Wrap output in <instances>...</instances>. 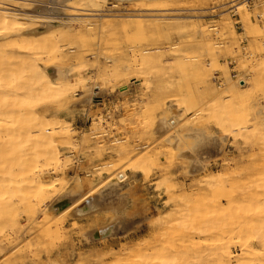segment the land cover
<instances>
[{
    "label": "rangeland",
    "instance_id": "obj_1",
    "mask_svg": "<svg viewBox=\"0 0 264 264\" xmlns=\"http://www.w3.org/2000/svg\"><path fill=\"white\" fill-rule=\"evenodd\" d=\"M31 1L34 6H28L26 0H21L20 5L12 7L29 16L26 12L35 11L39 4ZM99 1L102 5L107 3L106 0ZM204 1L203 5H199L195 0H171V6L183 16L181 18H136L141 23L149 24L143 36L131 24L128 27L118 26L103 34L102 28L98 29L97 25L100 19H92L91 26H86L73 14L74 10L64 8L74 21L72 26L66 24L63 29L70 34H86L89 37V41L80 43L84 53L81 57L69 55L65 63L58 58L53 64L58 73L56 78L61 79L59 69H63V65L68 71L63 76L68 78L70 87L66 102L56 94L49 95L39 82L33 86L24 70H15L17 65L12 64L15 41L11 38L5 40L6 64L11 69L8 78L0 80L3 83L0 84V105L6 103L13 109L22 107L25 112L35 107L40 112L44 108H52L72 127L71 133L64 140H59L61 161L48 158L47 140L45 143L42 136L40 140L36 139L35 132H32V136L26 133L27 147L36 152H23L26 163L47 180L56 175L68 180L65 191L55 199L71 193L82 195L92 188H98L101 197L112 202V205L85 217L71 215L49 220L38 216L31 219L26 208L19 206L20 199L16 198L14 204L9 206V214H3L4 210H0V264H88L84 256L101 251L108 256L107 264H149L155 255L164 252L166 246L171 247L170 238L161 234L164 219L170 214L169 208L163 206L164 202L186 206L193 200L199 206V215L218 216L210 203L220 194L224 195L225 188L232 189L235 198L244 204V207L232 210L233 217L240 213L250 218L264 217V91L257 97L261 104L254 109L248 107V101H223L232 111L243 109L236 116L237 122L248 121L238 125L248 124L251 132L243 131V134L235 136L237 131L229 133L219 127L221 120L218 115L222 111H215L217 118L208 114L213 112L211 108L216 107L214 104L226 86L227 70L233 79L245 77L251 80L259 76L262 69L264 79V0ZM236 2H245L248 6L253 18L252 25L242 18L236 9ZM142 3L121 4L123 10L116 12L129 14L133 12L130 8L139 7ZM158 3L165 4L166 0ZM231 16L238 20L239 27H232ZM23 21L22 28L26 29L30 24L29 19ZM233 31L237 32L239 51L216 47V52L212 54L202 43L203 33H210L218 44L229 40L234 35ZM71 46L68 44L67 47ZM157 48L171 53L166 61L155 63L151 69H119L123 57L117 56L118 50L128 51L132 59L140 62L139 53L142 50ZM237 64L235 72L234 66ZM42 65L51 66L47 60L42 61ZM217 71L220 75L223 72L222 77L217 76ZM189 74L197 82H190ZM98 84L107 88L103 98L97 96L100 89ZM124 84L130 86L126 92L121 90ZM196 84L202 89L214 86L216 90L212 95H198ZM78 88L84 92L76 96ZM87 94L93 97L83 99ZM152 94L157 95L155 113L149 111L151 114L144 118L140 109L146 107ZM3 96L6 97L5 101L2 100ZM187 97L189 101L185 100ZM178 107L182 110L181 124L177 129L170 124L173 133L165 136L166 143L174 152V160L172 156L165 158L169 152L162 151V162L144 165L141 177L134 183L120 182V172L129 171L128 168L136 162V154L141 150L138 147L148 145L143 150L151 148L158 141V136H162L156 129L166 125L175 116ZM199 109L202 112L196 114ZM28 115L26 113L23 121L26 130H31V127L36 130L45 124L40 117L35 119ZM50 126L44 125L48 132ZM240 128L239 131H242ZM102 132L107 134L102 135ZM114 140L117 143L129 141L130 146L135 147V152L128 156L127 161H119ZM251 151L255 157L250 155ZM11 160L18 161L16 156ZM194 161L198 167L194 173L191 169V177L187 178V166ZM114 166L117 169L112 171L113 179L107 181L110 177L107 170ZM225 169L229 174L219 185L204 182L201 187L195 186L183 193L162 179L166 172L174 171L180 181L186 182L189 187L193 181L215 172H224ZM257 169L261 172L259 175ZM15 173H18L17 168ZM89 178L92 180L89 181ZM219 188L223 191L218 192ZM124 198L120 206L119 202ZM137 214L138 220L130 221ZM228 215L227 209L219 215L223 226L227 225ZM112 221L117 222V228L111 235L101 239L91 237L94 228ZM136 222L139 226H136ZM119 233L122 236L119 237ZM219 236V233L210 235L206 246L208 251L214 250ZM129 241L134 244L128 251L118 257L112 256V250H120ZM236 250L239 252V249Z\"/></svg>",
    "mask_w": 264,
    "mask_h": 264
},
{
    "label": "bare ground",
    "instance_id": "obj_2",
    "mask_svg": "<svg viewBox=\"0 0 264 264\" xmlns=\"http://www.w3.org/2000/svg\"><path fill=\"white\" fill-rule=\"evenodd\" d=\"M21 0H0V80L8 78L9 68L7 66L8 60L6 59L5 40L11 38L15 41L16 50L12 52L13 62L15 70L24 73H28V78L31 80V84L39 82L42 85V89L47 91L49 95L56 94L60 99H68L70 87L68 78L64 77L68 71L63 65V69L60 68L61 79L56 78V67L53 66L56 59L60 58L64 63L68 60L69 55H77L81 57L82 52L81 42L89 41V37L86 34H70L63 29V26L70 24L72 26L74 19L64 10L69 8L74 10L73 14L80 18V22H84V25L91 26L92 19H100V23H97L98 29L102 28L103 34H108L107 31H112L118 26L128 27L129 24L137 28V33L143 36L148 31V23L135 20L138 17H155L156 19H171L181 18L180 14H177V10L171 6V0H166L165 4H160L161 0H106L107 3L101 4L99 0H34L39 3L36 6L35 11H27L29 16H24L18 12L13 5H20ZM28 6H34L32 1L26 0ZM141 1V6L136 8H130L133 11L129 14L117 13L122 11L121 4H131L132 2ZM197 4L203 5L204 0H195ZM25 3V2H24ZM236 9L240 12L241 16L249 24H253V18L251 12L246 6L245 2H236ZM13 6V7H12ZM110 7H114L110 8ZM106 10V13L101 11ZM117 11V12H116ZM138 11H146L150 14H140ZM29 19V26L24 29L22 25L25 23L23 20ZM122 19V21L120 20ZM98 22V20H97ZM232 37L225 42L215 43L210 33H203L202 43L212 54L215 53L216 47L226 50H238L237 32L233 31ZM68 44L73 46L67 47ZM70 50V51H69ZM73 52L72 54H69ZM128 51L118 50V57H123L121 63H119V69L123 71L132 70L135 67L150 68L155 63H161L167 60V56H170L169 51H163L160 48L151 50H142L139 53V61L132 59ZM17 53V54H16ZM47 60L49 65H42V61ZM263 67V66H262ZM190 70V68H189ZM227 83L220 92L217 103H215L211 110L213 117H218L221 122H218L220 128L225 131L236 132L235 136L243 134V131L249 132L248 124L246 121L237 122L238 117L242 113L240 111H232L229 109L228 103H223L224 100H238L247 102L250 109H254L260 103L258 95L263 94L264 91V79L263 70L259 71V76H255L251 80L245 77L233 79L227 70ZM190 82H197L192 74H189ZM224 80V79H223ZM3 85V83L0 82ZM5 87L7 85L5 84ZM99 94L98 97L103 98L107 92L106 86L98 84ZM130 86L124 84L121 86L123 92L128 91ZM196 90L198 95L206 94L212 95L215 92L214 86H207L202 89L200 85L196 84ZM84 91L78 88L75 91V95L79 96ZM6 94V93H4ZM152 96V97H151ZM93 95L87 94L83 99L90 100ZM2 100L5 101L6 97L3 96ZM157 95L152 94L149 96L146 102V107L141 108V115L145 118L151 114L149 111H154L156 105ZM189 101V97L185 99ZM16 108V107H15ZM13 107L0 105V210H4L3 214H9V206L14 204L16 198L20 199L19 206L26 208L28 215L31 219H35L38 216H44V218L64 219L68 216L85 217L94 215L107 206L112 205V202H107L102 198L100 193L97 192L98 188H92L82 195L71 193L60 198H56L58 195L65 191L68 185V180L61 176L56 175L53 179L47 180L44 177L36 174L33 167L26 163V158L23 152L32 149L27 147V135L32 136V132H35L36 139L40 140L41 136L48 143L46 149L50 153L48 158L61 161L62 147L59 140H64L65 136H68L72 127L66 123L64 119L57 112L54 113L52 108H44L40 112L36 107L26 111L22 107ZM17 110V111H16ZM57 110V109H55ZM216 110H220L221 115L216 116ZM40 112V114H39ZM200 109L196 114H200ZM26 113H29V118L42 119V123L51 125L45 128L44 125L38 129L26 130L23 124ZM17 114V118L15 117ZM33 116H32V115ZM56 114V115H54ZM182 114L181 107L175 109V116L171 119H167L168 122L157 128L156 131L162 133V136L157 142L153 143L152 147L143 150L138 147L140 153L136 162L129 167L127 172H120V182L134 183L142 175V167L150 163L162 162V151L169 152L165 158L172 156L175 158L174 152L169 148L165 141V136L172 134V129H177L180 124V116ZM195 114L192 116L194 117ZM247 115V114H245ZM191 116V117H192ZM236 125V127H234ZM238 125V126H237ZM241 127V128H240ZM240 130L242 131H239ZM25 129V130H24ZM231 131V132H230ZM252 129L250 130V132ZM107 134L106 132H102ZM54 135H60V137H54ZM101 136V134H100ZM164 137V138H163ZM42 141V142H44ZM113 144L117 146L119 161H127L128 156L135 152V147L130 146L129 141H123L117 143L116 140ZM35 153L36 152H32ZM73 152H70L73 155ZM28 155V154H27ZM254 156L253 151L250 153ZM16 156L18 161L14 162L11 157ZM168 160V159H167ZM258 166V165H256ZM189 167V168H188ZM198 165L196 162H192L187 166L186 177H191L190 171H196ZM15 168L18 169V173H15ZM117 169V166L109 168L107 173L109 178L107 181L113 179V170ZM258 175L261 173L257 169ZM229 171L227 169L224 172H215L209 177L199 178L193 181L188 187L186 182H182L179 176L173 171L171 173L166 172L162 175V179L167 181L170 185L175 186L178 192H186L189 188L194 189L195 186L201 187L204 182H208L211 185H219L222 180L228 176ZM92 178H89L91 181ZM101 187V186H99ZM15 190L17 194H15ZM222 188L218 189V192ZM224 195L220 194L218 198H215L210 204L213 210L218 212L217 215H199L198 204L191 201L186 206L179 205L177 203L171 204L168 201L164 202L165 207L169 208L170 214L164 219L162 226L163 232L161 233L165 237H169L171 241V247L166 246L164 252L155 255L153 261L149 264H264V217L250 218L249 215L240 213L238 216H232V210L234 211L238 207H244L242 201L240 202L235 198L232 189L225 188ZM225 199V201H223ZM125 198L119 202L121 206ZM242 204V205H241ZM18 207V206H16ZM246 207V206H245ZM228 210L229 215L227 218V225L223 226L222 219L219 216L222 211ZM137 214L132 219L134 222L138 220ZM117 222L112 221L94 228L91 231V237L94 239L106 238L111 235L117 228ZM136 226H139L136 222ZM212 233H219L217 243L214 250H207L206 246L210 240ZM133 241L124 243L120 250H112V256L118 257L128 251ZM236 249H239L237 252ZM88 264H107V254L101 252H91L84 256Z\"/></svg>",
    "mask_w": 264,
    "mask_h": 264
},
{
    "label": "crops",
    "instance_id": "obj_3",
    "mask_svg": "<svg viewBox=\"0 0 264 264\" xmlns=\"http://www.w3.org/2000/svg\"><path fill=\"white\" fill-rule=\"evenodd\" d=\"M229 19H230V22L232 23V27H234V28L239 27V26H237V23H238V20H237V19L235 20L234 17H232V16H231ZM233 19H234L235 21H234ZM235 22H236V23H235ZM117 97H118V96H117ZM130 221H132V219H130ZM118 236L120 237V236H122V234L119 233Z\"/></svg>",
    "mask_w": 264,
    "mask_h": 264
},
{
    "label": "built area",
    "instance_id": "obj_4",
    "mask_svg": "<svg viewBox=\"0 0 264 264\" xmlns=\"http://www.w3.org/2000/svg\"><path fill=\"white\" fill-rule=\"evenodd\" d=\"M232 62H233V61H231V63H232ZM237 66H238V64H237L236 66H234V70H235V72H237V70H236V69H237ZM219 71L221 72V70H219ZM219 71L216 72V73L218 74L217 76H218V77H219V76L222 77L221 75H223V72H222V74L220 75V74H219ZM235 75H237V74H235ZM220 77H219V78H220ZM220 80H223V79L221 78ZM103 100H104V99H102V101H103ZM107 113H108V112H107Z\"/></svg>",
    "mask_w": 264,
    "mask_h": 264
}]
</instances>
